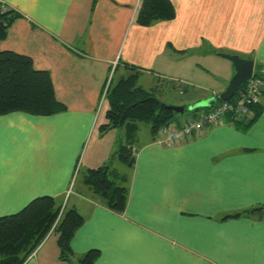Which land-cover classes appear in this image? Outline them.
I'll return each mask as SVG.
<instances>
[{
  "label": "crops",
  "instance_id": "0c3cea01",
  "mask_svg": "<svg viewBox=\"0 0 264 264\" xmlns=\"http://www.w3.org/2000/svg\"><path fill=\"white\" fill-rule=\"evenodd\" d=\"M3 1L14 18L0 51L49 71L64 108L0 116V216L45 195L84 216L69 260L50 233L24 264H77L91 249L94 264H264V94L249 122L173 146L141 124L132 143L124 128H101L112 76L138 72V85L185 106L226 89L235 65L221 53L253 59L264 77V0H171L175 17L151 25L137 19L143 0ZM125 143L131 168L118 155ZM105 165L128 185L123 212L88 181Z\"/></svg>",
  "mask_w": 264,
  "mask_h": 264
},
{
  "label": "trees",
  "instance_id": "16d2710c",
  "mask_svg": "<svg viewBox=\"0 0 264 264\" xmlns=\"http://www.w3.org/2000/svg\"><path fill=\"white\" fill-rule=\"evenodd\" d=\"M12 14V11L7 12L11 15L8 16L11 22ZM175 14L171 0H143L137 19L143 25H151L159 20L172 19ZM9 25L0 26V39L6 36ZM138 78V72L118 80L111 77L106 91L107 121L101 125L104 131L124 128L129 143L136 139L142 122L150 123L151 131L158 134L163 126L176 121L178 116L153 91L138 85ZM63 108V103L55 95L49 71L35 68L27 55L0 51V116L12 111L49 115ZM132 150V146L125 143L118 151L119 158L128 162L129 168L134 163ZM88 181L109 207L118 212L125 210L128 185L124 182L115 184L107 165L89 169ZM83 222L84 216L77 209H65L58 198L49 195L35 198L22 210L0 216V264H24L54 232L58 236L60 257L69 260L73 254L71 240ZM98 256L99 250L91 249L79 258L77 264H94Z\"/></svg>",
  "mask_w": 264,
  "mask_h": 264
},
{
  "label": "built area",
  "instance_id": "2783aa9c",
  "mask_svg": "<svg viewBox=\"0 0 264 264\" xmlns=\"http://www.w3.org/2000/svg\"><path fill=\"white\" fill-rule=\"evenodd\" d=\"M11 11L9 6L0 0V26L11 23L7 12ZM264 94V77L254 71L252 77L245 82L240 89L229 100H219L210 108L195 111L192 116L183 123L173 121L163 126L158 133L157 142L173 146L183 138L190 139L200 135L206 129L227 122L247 123L253 117L255 108L261 104Z\"/></svg>",
  "mask_w": 264,
  "mask_h": 264
},
{
  "label": "water",
  "instance_id": "95a60500",
  "mask_svg": "<svg viewBox=\"0 0 264 264\" xmlns=\"http://www.w3.org/2000/svg\"><path fill=\"white\" fill-rule=\"evenodd\" d=\"M222 56L231 60L235 65V74L231 78L226 89L222 91L217 97H210L190 105V110L199 108H210L218 103L219 100H229L240 87L247 82L254 73L255 61L251 58H243L238 54L221 53ZM170 109L177 113H185L187 107L178 104H166Z\"/></svg>",
  "mask_w": 264,
  "mask_h": 264
},
{
  "label": "rangeland",
  "instance_id": "374dc122",
  "mask_svg": "<svg viewBox=\"0 0 264 264\" xmlns=\"http://www.w3.org/2000/svg\"><path fill=\"white\" fill-rule=\"evenodd\" d=\"M118 74H117V76H116V78L118 77V75L120 74V71H118L117 72ZM257 73V72H256ZM113 74V73H112ZM259 74V73H258ZM114 75V74H113ZM142 83V82H141ZM140 84V83H139ZM144 86L145 87H147V88H151V87H149L148 85H146V84H144ZM151 90L153 91V93L155 94V96H157V97H159L164 103H166V104H171V103H169V102H174V100L172 99V97H171V95H172V90H169V91H165L164 93L163 92H161V91H157L156 89H152L151 88ZM104 103V102H103ZM106 103V102H105ZM187 106V109H186V112L185 113H177V115L178 116H183V117H185V116H187L190 112H192V110H190V108H189V105H186ZM141 129L143 130V131H146L148 128H150L151 127V124L150 123H148V122H142L141 123ZM123 170H124V167H123ZM51 239H57V233L56 232H54V233H52L51 234Z\"/></svg>",
  "mask_w": 264,
  "mask_h": 264
}]
</instances>
